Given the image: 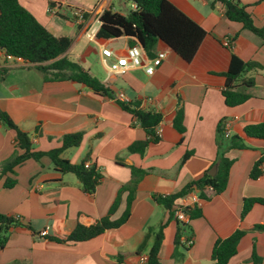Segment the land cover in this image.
I'll list each match as a JSON object with an SVG mask.
<instances>
[{
  "label": "crops",
  "instance_id": "obj_1",
  "mask_svg": "<svg viewBox=\"0 0 264 264\" xmlns=\"http://www.w3.org/2000/svg\"><path fill=\"white\" fill-rule=\"evenodd\" d=\"M51 1L57 4L51 10ZM198 23L207 36L195 58L184 61L165 44L159 51L169 55L153 76L144 69H131L124 75L112 74L109 65L117 57H125L130 39H100L90 41L86 29L96 25L104 11L126 15L134 5L124 0H20L40 24L55 36L73 40L66 53L84 45L78 57L93 46L94 57L90 73L114 92L115 97L96 95L84 85L71 81H45L35 65L9 59L0 50V70L6 76L0 81V111L9 115L23 131L32 135L36 151L48 152L60 147L62 138L84 133L77 148L63 157L80 164L90 153L89 163L102 179L94 193L82 190L73 174H61L48 157L29 160L0 180V213L16 217L22 226L15 228L9 242L0 250V264H140L147 256L154 238L146 239L150 228L167 224L160 251L161 264H214L212 253L218 240L245 230L238 253L228 264H254L253 255L264 264V203H256L243 214L246 199L264 200V164L258 180L250 178L255 164L264 156V140L248 138V125L264 123V69L250 75L255 86L248 91L251 99L237 107H227L222 91L224 74L232 55L245 62L264 67V44L261 38L245 30L243 25L227 20L223 7L214 0H169ZM248 7L255 25L264 30V0H240ZM87 14L86 22L76 19V12ZM100 26L98 27V31ZM237 38L233 40V38ZM231 41L232 46L227 43ZM103 49L113 52L106 59ZM79 59V58H78ZM82 65L81 60H74ZM83 66V65H82ZM84 67V66H83ZM124 96V101L116 99ZM140 102L146 110L162 114L157 129L160 142L151 144L143 155L132 154L129 147L147 138L138 121L120 103ZM184 111L185 133L174 127L177 112ZM238 117L231 125V136L244 141V149H232L225 156L234 160L227 189L220 195L206 191L207 200L193 192L175 202L177 206H198L202 216L180 223L155 201V196L169 197L179 193L189 183L198 181L218 165V127L222 121ZM21 151L15 143V133L0 122V171ZM191 155L184 160L187 154ZM146 175L139 183L128 221L119 228L107 230L101 236L81 243L59 244L50 238L64 239L77 225L91 226L107 216L120 189L132 179L131 168ZM7 178L17 181L12 189ZM128 193L121 195L112 221L119 220L127 209ZM199 200V204H196ZM189 225L182 239L193 238L187 247L181 239L176 245L179 227ZM30 225L32 230L25 225ZM47 231L46 236H41ZM145 246L142 252L140 248Z\"/></svg>",
  "mask_w": 264,
  "mask_h": 264
},
{
  "label": "trees",
  "instance_id": "obj_2",
  "mask_svg": "<svg viewBox=\"0 0 264 264\" xmlns=\"http://www.w3.org/2000/svg\"><path fill=\"white\" fill-rule=\"evenodd\" d=\"M124 1L135 4L136 10L130 11L126 15L111 9L104 11L100 17L101 26L97 33L98 38L109 40L128 37L130 47L140 46L146 56L151 59L156 57L159 43L165 44L188 63L195 58L207 36V32L198 23L169 0ZM50 4L54 7L57 3L51 1ZM217 4L223 7L224 16L227 20L242 24L245 30L261 38L264 44V30L255 25L246 5H243L240 0H214L211 7L214 9ZM72 43L73 40L69 37L53 35L21 5L20 0H0V50L4 52L5 56L21 59L27 64L35 65V68L42 73L47 82L71 81L86 86L96 95L114 98L115 95L112 90L93 76L88 69L66 55ZM229 45L232 46L231 41H229ZM263 69L264 67L256 62H245L239 56L232 55L229 69L224 74L226 81L222 91L227 107L241 106L252 98L247 90L255 86V79L250 74ZM5 76L6 70H0V81ZM120 105L138 121L146 132L147 138L144 141L136 142L128 149L132 154L143 155L151 144L160 142L157 129L163 121V116L160 113L143 109L138 101L134 103L121 102ZM0 122L15 133V143L21 151L0 171V180L9 174H14L15 168L29 160L40 161L43 157H48L58 172L75 175L84 192L89 194L95 192L102 176L95 167H86L90 153L80 164H72L63 157L66 151L81 145L84 133L66 135L62 138L60 147L42 152L34 149L32 135L23 132L5 112L0 111ZM173 125L180 134L185 133L184 111L182 109L177 112ZM245 135L248 138L264 140V123L248 125L245 128ZM217 145L219 149V171L215 177L207 173L200 180L189 183L177 194L169 197L155 196V201L163 206L170 213V216H174V210L180 208V206L175 207V202L193 192H198L201 200H207V190L211 189L213 195H220L227 189L230 169L234 160H230L225 154L229 150H242L246 146L239 137L226 139L221 124L218 127ZM190 155L191 153L187 154L184 160ZM263 164L264 156L252 169L251 179L258 180L262 176L261 167ZM131 170V181L120 189L107 216L91 226L77 225L74 231L64 239L50 238V240L59 244L81 243L101 236L107 230L124 225L130 217L131 206L135 200L139 183L146 175V172L141 169L133 167ZM16 184L15 179L7 178L4 186L7 189H12ZM123 193H128L127 209L119 220L112 221ZM256 203L263 204L264 200L246 199L242 216H246ZM184 211L190 221L202 216L198 206L185 207ZM19 226H22V223L18 218L0 213V250L5 248L11 232ZM25 226L32 230L29 224ZM188 227V223L179 227L175 240L176 245L181 244L182 236L188 231ZM166 228L167 224H162L158 228L148 230L146 239L153 237L154 243L147 255V264H161L160 251L165 239ZM256 229L264 231V227L258 226ZM246 234L245 230H237L230 237L218 240L212 253L214 264H228L237 255L239 243ZM144 249L145 246L140 248L139 252ZM252 259L254 264H260V259L256 255H253Z\"/></svg>",
  "mask_w": 264,
  "mask_h": 264
},
{
  "label": "built area",
  "instance_id": "obj_3",
  "mask_svg": "<svg viewBox=\"0 0 264 264\" xmlns=\"http://www.w3.org/2000/svg\"><path fill=\"white\" fill-rule=\"evenodd\" d=\"M134 5V8L136 10V5ZM54 7L51 8L53 10ZM76 19L80 23H85L86 22V12L79 10L76 12ZM101 26V21L100 17H98L96 21V25H91L89 26L86 31L85 35L90 41H94L97 39V33H98V27ZM227 43L229 44V40H227ZM102 55L106 59L112 58L113 52L109 49H103L102 50ZM169 55L168 50H163L159 51L156 55L155 58L151 59L146 56L144 53L143 49L140 46H135V47H130L128 49V52L125 57H117L115 60L112 62L111 65H109V71L112 74L116 75H124L131 69H139L142 68L146 72V74L153 76L156 72V70L162 65V63L167 59ZM7 57V56H6ZM9 59H14L12 57H7ZM17 61H22L21 59H14ZM25 63V62H24ZM118 100L124 101V96L123 95H118L116 97ZM126 103V102H125ZM239 118L235 117L232 120H225L221 122V128L223 131V135L226 139L232 138L231 136V125L234 121H238ZM158 134V133H157ZM159 136V134H158ZM160 137V136H159ZM91 165L89 163L86 164V167H90ZM196 204H199V200H196ZM185 207H190L187 205L180 206V208H176L174 210V218L180 222V223H185L188 221V217L184 211ZM48 234L47 231H43L40 235L41 236H46ZM182 242L187 246L191 247L194 245V239L193 238H187V239H182ZM148 262V256H142L140 258V264H147Z\"/></svg>",
  "mask_w": 264,
  "mask_h": 264
},
{
  "label": "rangeland",
  "instance_id": "obj_4",
  "mask_svg": "<svg viewBox=\"0 0 264 264\" xmlns=\"http://www.w3.org/2000/svg\"><path fill=\"white\" fill-rule=\"evenodd\" d=\"M82 48H84V45H80L78 46L74 52L72 53V55L69 57L71 60H81L82 65L84 66V68H89V64L91 63V61L93 60L94 57V50H93V46H89V49H87L86 53L84 54L83 57H78L77 54H80L82 51ZM79 58V59H78Z\"/></svg>",
  "mask_w": 264,
  "mask_h": 264
},
{
  "label": "water",
  "instance_id": "obj_5",
  "mask_svg": "<svg viewBox=\"0 0 264 264\" xmlns=\"http://www.w3.org/2000/svg\"><path fill=\"white\" fill-rule=\"evenodd\" d=\"M217 169H218V165H215L213 167V171H211L209 174L212 176V177H215L217 175Z\"/></svg>",
  "mask_w": 264,
  "mask_h": 264
}]
</instances>
